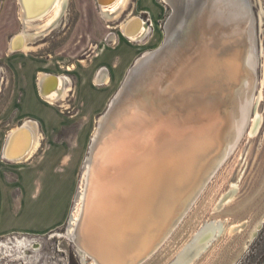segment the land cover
<instances>
[{
  "label": "bare ground",
  "instance_id": "1",
  "mask_svg": "<svg viewBox=\"0 0 264 264\" xmlns=\"http://www.w3.org/2000/svg\"><path fill=\"white\" fill-rule=\"evenodd\" d=\"M16 1L21 30L8 39L7 51L25 54L33 50L30 38L57 24L67 0ZM163 2L173 13L165 24L166 45L129 67L82 162L65 235L83 264L147 261L233 151L260 99V92L255 99L258 51L248 27L253 21L248 0ZM128 3L96 0L107 22ZM145 28L144 20L133 16L121 24L122 37L136 42ZM65 80L38 73L42 101L54 105L66 99ZM40 141L36 122L24 120L5 134L0 156L6 163L27 162ZM64 180L70 182L69 175ZM65 181L56 194L65 192L63 200L71 188ZM224 226L203 227L172 264H192Z\"/></svg>",
  "mask_w": 264,
  "mask_h": 264
},
{
  "label": "rangeland",
  "instance_id": "2",
  "mask_svg": "<svg viewBox=\"0 0 264 264\" xmlns=\"http://www.w3.org/2000/svg\"><path fill=\"white\" fill-rule=\"evenodd\" d=\"M248 2L258 51L255 99L259 92L260 99L233 151L145 264H172L212 223L224 229L192 264H264V0ZM18 8L16 0H0V143L28 119L36 121L41 144L27 162L0 159V264H83L65 235L82 162L129 67L162 44L171 8L163 0H129L120 16L107 22L96 0H67L57 24L30 38L33 50L8 54V39L21 30ZM133 16L144 20L146 32L126 42L121 24ZM38 71L65 77L69 96L46 105L35 89ZM68 175L70 182L64 181L71 188L63 200L65 192L56 194Z\"/></svg>",
  "mask_w": 264,
  "mask_h": 264
},
{
  "label": "water",
  "instance_id": "3",
  "mask_svg": "<svg viewBox=\"0 0 264 264\" xmlns=\"http://www.w3.org/2000/svg\"><path fill=\"white\" fill-rule=\"evenodd\" d=\"M172 16H173V13L169 16V18H172ZM253 20V19H252ZM253 22V21H252ZM251 21L249 22V25H248V27L249 26H252V30H253V23H252ZM254 39V38H253ZM166 43H167V37L166 38H164V40H163V42H162V44L159 46V48L157 49V50H159V49H161V48H163L164 47V45H166ZM157 50H155V51H153V52H151L150 54H152V53H154V52H156ZM205 147V145L204 146H202V148H204ZM75 236H74V240H75ZM77 250V249H76ZM77 252L79 253V254H81L78 250H77ZM154 254V252H152V255ZM90 259H92L91 258V256H89L88 255V258H87V260H90ZM140 261V263H136V262H127V263H125V264H145L146 263V261L145 260H139ZM145 261V262H144Z\"/></svg>",
  "mask_w": 264,
  "mask_h": 264
},
{
  "label": "crops",
  "instance_id": "4",
  "mask_svg": "<svg viewBox=\"0 0 264 264\" xmlns=\"http://www.w3.org/2000/svg\"><path fill=\"white\" fill-rule=\"evenodd\" d=\"M7 47H8V41H7ZM8 53V52H7ZM9 54V53H8ZM10 54H14V53H10ZM40 71H38L37 73H36V75H35V89H36V92H37V96L40 98V96H39V92H38V85H37V81H36V76H37V74L39 73ZM44 73V72H43ZM2 74H3V72H2V69H1V76H0V81H1V79H2ZM46 104V103H45ZM47 105V104H46ZM24 120H28V119H24ZM23 120V121H24ZM32 121H35V120H32ZM36 122V121H35ZM3 141V140H2ZM2 143V142H1ZM1 143H0V146H1ZM0 159L2 160V158H1V156H0ZM3 161V160H2ZM4 162V161H3ZM6 163V162H5ZM12 165V164H11Z\"/></svg>",
  "mask_w": 264,
  "mask_h": 264
},
{
  "label": "flooded vegetation",
  "instance_id": "5",
  "mask_svg": "<svg viewBox=\"0 0 264 264\" xmlns=\"http://www.w3.org/2000/svg\"><path fill=\"white\" fill-rule=\"evenodd\" d=\"M14 41V40H13Z\"/></svg>",
  "mask_w": 264,
  "mask_h": 264
}]
</instances>
